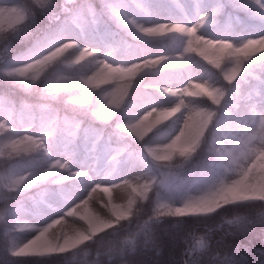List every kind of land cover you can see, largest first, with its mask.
I'll return each instance as SVG.
<instances>
[{"label": "clouds", "instance_id": "clouds-1", "mask_svg": "<svg viewBox=\"0 0 264 264\" xmlns=\"http://www.w3.org/2000/svg\"><path fill=\"white\" fill-rule=\"evenodd\" d=\"M0 264H264V0H0Z\"/></svg>", "mask_w": 264, "mask_h": 264}]
</instances>
